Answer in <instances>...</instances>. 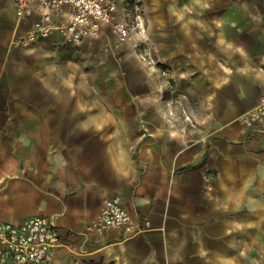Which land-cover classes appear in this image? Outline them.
I'll return each mask as SVG.
<instances>
[{
  "label": "crops",
  "instance_id": "crops-1",
  "mask_svg": "<svg viewBox=\"0 0 264 264\" xmlns=\"http://www.w3.org/2000/svg\"><path fill=\"white\" fill-rule=\"evenodd\" d=\"M12 3L0 0V222L53 218L49 264H264V127L242 120L264 91V0H106L150 64L110 27L21 48L36 15L18 25ZM113 195L131 222L99 233Z\"/></svg>",
  "mask_w": 264,
  "mask_h": 264
},
{
  "label": "built area",
  "instance_id": "built-area-1",
  "mask_svg": "<svg viewBox=\"0 0 264 264\" xmlns=\"http://www.w3.org/2000/svg\"><path fill=\"white\" fill-rule=\"evenodd\" d=\"M106 0H13L17 23L30 13L36 15L30 29L19 33L15 44L29 48L41 37L56 31L68 44H81L110 27L120 41L128 40L132 29L116 20L113 7ZM242 120L257 128L264 127V91L257 105ZM131 217L122 198L106 199L100 221L93 224L99 233L127 225ZM59 229L53 218L34 215L19 223L0 222V264H49L59 245Z\"/></svg>",
  "mask_w": 264,
  "mask_h": 264
},
{
  "label": "rangeland",
  "instance_id": "rangeland-1",
  "mask_svg": "<svg viewBox=\"0 0 264 264\" xmlns=\"http://www.w3.org/2000/svg\"><path fill=\"white\" fill-rule=\"evenodd\" d=\"M137 41H139V40H137ZM120 42L126 44L125 49H128V46L131 45V47L134 48L133 50H135L136 54L141 58V60H142L145 64H150V63H151L149 50H148L146 47H144V46H142L141 44H139V42H138V43L136 42V38H135V34H134V33H132L131 37H130L128 40H126V41H124V42H123V41H120ZM134 45H135V46H134ZM130 52H132V51H130ZM130 52L128 51V53H130ZM75 58L78 59L79 57L76 56ZM103 59H104V62H106V61L109 60L108 58L106 59V57L103 58ZM97 60H99V59L97 58ZM97 60H95L94 62H97V63L102 62V61H101L102 59H100L99 61H97ZM94 74H95V75H98L99 78H100V79H103V80H109V81H112V80L114 79L113 76L109 79V72H97V71H95ZM95 75H94V76H95ZM107 91H108V88H107L106 90H103L104 93H106ZM145 131H146V130H145ZM147 134H148V132L146 131L145 134H144V136L147 135ZM100 219H101V218H100ZM100 219L97 220L96 222L100 221ZM96 222H94V223H96ZM94 223H93V224H94ZM92 226H93V225H92ZM92 226H91V227H92Z\"/></svg>",
  "mask_w": 264,
  "mask_h": 264
}]
</instances>
